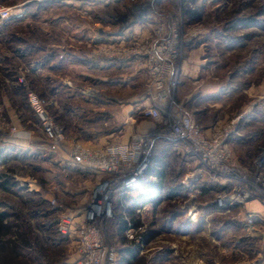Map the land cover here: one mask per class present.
I'll return each instance as SVG.
<instances>
[{"label":"rangeland","instance_id":"obj_1","mask_svg":"<svg viewBox=\"0 0 264 264\" xmlns=\"http://www.w3.org/2000/svg\"><path fill=\"white\" fill-rule=\"evenodd\" d=\"M0 7L14 11L0 17V213L10 227L0 264H71V242L59 240L52 224L62 210L83 212L104 176L75 164L73 144L131 143L164 126L143 113L154 104L151 61L136 57L143 37L160 26L166 38L172 28L178 32L179 54L170 65L180 69L161 118L173 121L171 113L180 111L204 128L238 118L232 136H251L229 140L239 170L249 182L264 176L258 164L264 0H0ZM133 50V57H121ZM31 93L61 129L59 143L45 130ZM151 159V182L140 184L104 227L119 264H264V192L254 189L248 202L221 211L212 202L219 191L201 196L197 190L218 181L203 176L184 183L200 162L177 139L157 136ZM254 199L263 206L257 209ZM138 202H147L143 216ZM125 212L136 227L133 237ZM251 218L255 230L247 225Z\"/></svg>","mask_w":264,"mask_h":264},{"label":"built area","instance_id":"obj_2","mask_svg":"<svg viewBox=\"0 0 264 264\" xmlns=\"http://www.w3.org/2000/svg\"><path fill=\"white\" fill-rule=\"evenodd\" d=\"M189 1L184 0L185 3ZM140 9L144 11L148 7ZM13 14L14 11H11L10 7H0L1 18H9ZM170 33L169 37H164L163 26H160L152 34L150 32L148 36L143 37L144 47H140L142 51L135 50L136 57L143 59L148 56V60L151 61L152 83L149 87L153 92L148 97L154 104L146 105L143 113L154 120H162L164 126L134 135L131 143L90 147L76 142L72 146L70 155L76 165L104 176L95 183L83 212L78 214L62 210L59 215L58 230L69 238L73 247L75 260L71 264H119L118 249L105 240L104 227L109 221L116 219L120 205H123L140 184L151 182L153 168L152 161L150 162L151 147L157 136L169 135L177 139L183 152L192 154L200 162L195 172L186 174L184 179L186 185H194L198 180L195 177L209 176L208 178L224 186L212 201L219 208L228 209L245 204L254 197L252 194L254 189L256 192H264V176L258 174L254 181L249 182L246 174L239 170L238 159L229 146L238 118L226 125L209 128L200 126L194 118L180 111L171 113L173 121L161 118L162 104L167 103L172 89H175L180 82L178 79L180 69H174L170 65V60L177 58L179 54L178 32L172 28ZM156 37L163 39L158 41ZM144 42L148 45L146 46ZM135 51L121 54V57L130 58L135 55ZM29 100L35 111L41 115L47 133L54 142L59 143L63 136L61 129L57 128L52 117L44 112L35 94H29ZM262 163L264 164V151L260 153L258 160L260 166ZM197 190L200 192L199 187ZM136 205L141 206L136 211L143 216L147 202H138ZM124 216L129 227L126 230L127 236L133 237V230L136 227L132 226L126 212ZM252 220L254 219L251 218L247 225L250 230H255ZM141 228V225L137 227V229Z\"/></svg>","mask_w":264,"mask_h":264},{"label":"trees","instance_id":"obj_3","mask_svg":"<svg viewBox=\"0 0 264 264\" xmlns=\"http://www.w3.org/2000/svg\"><path fill=\"white\" fill-rule=\"evenodd\" d=\"M259 150L257 149V154H258ZM254 159V158H253ZM223 185L219 184V183H214V182H205L203 184H201L199 186L200 190H201V196H206V195H209L211 194V189H214L216 190L217 192L218 191H221L223 189ZM213 206V204L211 205ZM205 208H208V205H205L204 206ZM210 207V206H209ZM215 207V206H214ZM219 210L221 211H225L227 209H222V208H218ZM229 211H232L235 209V207H231V208H228ZM7 216V214L5 212H1L0 213V247H4L3 246V241H2V236L9 230V225L5 224V217ZM112 221V220H111ZM110 222V221H109ZM108 222V223H109ZM107 223V224H108ZM52 227L57 231L56 234L58 236V239L59 240H69V238L67 236H65L64 234H62L59 230H58V223L56 224L55 226V223L52 224Z\"/></svg>","mask_w":264,"mask_h":264},{"label":"crops","instance_id":"obj_4","mask_svg":"<svg viewBox=\"0 0 264 264\" xmlns=\"http://www.w3.org/2000/svg\"><path fill=\"white\" fill-rule=\"evenodd\" d=\"M244 123V122H243ZM251 136H245L243 134V132H238V134H236L235 136H232L230 139V143L231 144H236L238 143L240 140H243L244 138H249ZM128 142V141H127ZM253 205L258 209L260 207H262V203L259 201V199H254L252 200ZM153 203H151L152 205ZM74 255V254H73ZM71 256L70 259L68 260V263H72L75 260V256ZM119 261H120V257H119Z\"/></svg>","mask_w":264,"mask_h":264},{"label":"bare ground","instance_id":"obj_5","mask_svg":"<svg viewBox=\"0 0 264 264\" xmlns=\"http://www.w3.org/2000/svg\"><path fill=\"white\" fill-rule=\"evenodd\" d=\"M165 104L164 103L162 104V110L166 108V105ZM124 143H126V142H124Z\"/></svg>","mask_w":264,"mask_h":264}]
</instances>
